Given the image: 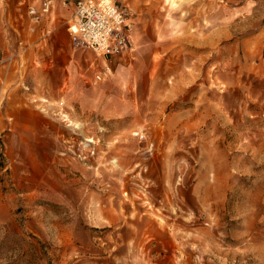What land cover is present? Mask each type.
<instances>
[{"label": "rangeland", "instance_id": "374dc122", "mask_svg": "<svg viewBox=\"0 0 264 264\" xmlns=\"http://www.w3.org/2000/svg\"><path fill=\"white\" fill-rule=\"evenodd\" d=\"M115 1L58 150L0 136V264H264V0Z\"/></svg>", "mask_w": 264, "mask_h": 264}, {"label": "crops", "instance_id": "0c3cea01", "mask_svg": "<svg viewBox=\"0 0 264 264\" xmlns=\"http://www.w3.org/2000/svg\"><path fill=\"white\" fill-rule=\"evenodd\" d=\"M40 1L0 0V136L16 139L18 153L46 162L60 143L62 109L55 103L64 99L69 107L74 95L89 91L94 65L117 55L97 58L74 42L67 27L75 0L57 1L36 21L28 9ZM64 113L68 120L79 116ZM6 146L12 152L11 142Z\"/></svg>", "mask_w": 264, "mask_h": 264}, {"label": "built area", "instance_id": "2783aa9c", "mask_svg": "<svg viewBox=\"0 0 264 264\" xmlns=\"http://www.w3.org/2000/svg\"><path fill=\"white\" fill-rule=\"evenodd\" d=\"M57 1L41 0L38 5L30 6L28 12L37 21L48 14ZM62 1L67 3V0ZM127 13V6L115 0H75L67 28L79 46L101 56L122 55L133 47ZM107 71V67L99 70L94 79L102 80Z\"/></svg>", "mask_w": 264, "mask_h": 264}]
</instances>
